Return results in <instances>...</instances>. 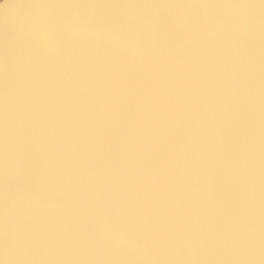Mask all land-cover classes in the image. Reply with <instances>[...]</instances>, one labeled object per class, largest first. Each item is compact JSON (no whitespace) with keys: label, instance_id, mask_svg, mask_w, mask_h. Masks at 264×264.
Segmentation results:
<instances>
[{"label":"clouds","instance_id":"1","mask_svg":"<svg viewBox=\"0 0 264 264\" xmlns=\"http://www.w3.org/2000/svg\"><path fill=\"white\" fill-rule=\"evenodd\" d=\"M249 33L242 14L180 24L92 25L73 18L54 32L37 29L22 74L26 122L33 128L24 145L32 149L27 165L12 132L5 50L0 264H34L13 259L18 234L28 245L51 238L59 257L53 264H200L201 234L219 220L227 227L240 219L221 185L224 195H238L246 172V137L236 129ZM118 90L122 96L115 95ZM105 133L111 139L107 148ZM19 176L24 203L14 217L8 188L10 177ZM77 225L91 227L101 259L63 258L79 248ZM141 233L150 236L146 261L108 258L106 238L135 244ZM232 239L243 243L239 231ZM165 253L172 259L162 261Z\"/></svg>","mask_w":264,"mask_h":264},{"label":"water","instance_id":"2","mask_svg":"<svg viewBox=\"0 0 264 264\" xmlns=\"http://www.w3.org/2000/svg\"><path fill=\"white\" fill-rule=\"evenodd\" d=\"M26 5L57 6L25 7ZM71 5L80 7H70ZM225 5L230 7H224ZM241 14L250 25L247 51L250 63L244 77L242 119L238 121L236 131L238 136L246 137V172L238 195H224L221 185L222 197L240 219L239 223L234 220L227 227L219 220L207 228L199 239L196 259L200 264H260L264 261V6L260 5V0H0V80L3 74V57L7 50L12 132L18 142L17 150L25 164H29L32 159V155L28 154L32 149H25L24 145L33 135V128L26 122L27 105L23 94L25 84L22 74L24 57L29 52L30 40L37 29L54 32L59 25L73 18L86 20L92 25L125 21L180 24L220 19L227 21ZM139 91L137 88V93ZM115 95L122 96V92L118 90ZM44 104L46 106L47 101H44ZM164 115L167 118V112ZM90 123L91 121L87 122L89 125ZM84 130L89 132L90 128L85 127ZM109 136V133H105L106 148L111 145ZM84 139L86 141L87 137ZM96 167L99 168L100 164L97 163ZM23 183L22 176L10 177L8 191L10 203L15 205L14 217H18L23 211ZM103 183V180L99 182L100 185ZM100 195L103 196L104 193L101 192ZM237 205L242 207L238 208ZM77 231L82 237L79 248L65 251L63 258L71 260L75 256L87 261L101 259V243L96 239L91 227L77 225ZM237 231L243 237V243L239 246L234 245L232 239ZM149 242L150 236L141 233L140 237L135 239V244L131 241L112 243L107 238L103 244L110 260L143 262L149 258L144 252ZM57 247L51 238L28 245L18 234L17 251L13 259L20 262L32 261L34 264H40L41 261L53 264L59 258ZM160 259L166 261L172 257L165 253Z\"/></svg>","mask_w":264,"mask_h":264},{"label":"snow or ice","instance_id":"3","mask_svg":"<svg viewBox=\"0 0 264 264\" xmlns=\"http://www.w3.org/2000/svg\"><path fill=\"white\" fill-rule=\"evenodd\" d=\"M57 5H26L25 7H53ZM89 7H106L107 5H86Z\"/></svg>","mask_w":264,"mask_h":264}]
</instances>
